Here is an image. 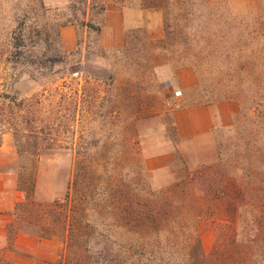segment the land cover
Here are the masks:
<instances>
[{"label":"rangeland","instance_id":"rangeland-1","mask_svg":"<svg viewBox=\"0 0 264 264\" xmlns=\"http://www.w3.org/2000/svg\"><path fill=\"white\" fill-rule=\"evenodd\" d=\"M51 1H44L42 7L38 0H0V145L7 159L14 157V161L1 164L0 170L15 173L17 188L23 193L21 201L25 199L22 189L30 185L29 178L20 179L24 175L34 181L29 196L35 203H63L59 212H52L51 206L47 214H30L62 242L59 254L66 243L70 207L64 195L76 179L78 192L94 186L99 195L114 190L117 213L122 216L136 211L133 205L139 202L142 187L149 188L150 198L168 199L169 193H174V205H180V201L188 206L192 197L179 193L185 188L187 194L197 197V209H192L190 221L180 227L184 237L199 238L200 247L193 253L201 249L208 256L204 264H264V222L259 221V213L243 208L228 214L221 199L197 189L199 179L192 185L191 180L182 178L186 169L199 173L213 165L218 168L215 136L213 160L183 154L172 122L176 109L173 104H195L203 93H209L208 86L215 81L212 76L202 80L197 89H175L167 78L173 80L179 68L183 45L176 36L166 42L147 40L143 27L127 30L122 49L108 50L99 45L98 32L89 31L84 38L86 27L78 21L81 49L73 55L66 54L59 48L58 28L69 13L68 0ZM197 2L201 16L196 15L183 34L192 39V49L203 48L202 65H213L207 56L209 50L204 48L205 37L224 33L230 24L228 12L246 17L250 29L259 16L261 36L249 39L245 46L264 47V0ZM122 6L128 7L127 3ZM161 13L164 20V11ZM168 23L169 30L175 32L174 21L169 19ZM218 42L212 46H223ZM175 90H180L181 95L174 99ZM4 93L9 97H2ZM217 130L222 144L230 141L231 133ZM19 149L29 157H20ZM231 150L234 153L237 149H227L226 159L231 157ZM164 152L172 155L170 163L159 166L158 161H152L150 167L145 165L146 158ZM78 154H85V158ZM64 210L65 216L55 222L54 215ZM159 249L163 257L178 254L176 258L183 256L180 260L190 253V249L184 250L176 243Z\"/></svg>","mask_w":264,"mask_h":264},{"label":"trees","instance_id":"trees-1","mask_svg":"<svg viewBox=\"0 0 264 264\" xmlns=\"http://www.w3.org/2000/svg\"><path fill=\"white\" fill-rule=\"evenodd\" d=\"M197 1L68 0L69 13L59 26L67 23L76 24L80 21L88 30L99 32L100 17L108 2L121 5L127 3L128 7L162 9L165 28L163 41L166 42L167 39L175 36L179 38L178 42L183 45V52L179 53V67L190 66L194 69L198 80L193 89H197L202 84V80L209 75L215 80L214 84L208 86L209 93L207 95L203 93L201 99H197L195 104H209L217 100L232 99L237 101L241 107L233 122L221 128L231 133L229 134L230 141L222 144L217 138L218 130L214 132L218 157L215 165L218 168L214 169V165L203 168L199 173L195 172L196 175L185 168L186 173L182 178L191 180L192 185L199 179L197 189L204 195H209V197L212 195V197L221 199L228 214L236 212L237 209L248 208L258 212L259 221L264 222V47L247 49L245 46V42H249V39L253 41L261 36L258 29L261 18L258 16L254 19L253 28L250 29L246 17L228 12L227 17L230 24L224 33H209L205 37L204 48L207 47L209 50L207 56L210 57L213 65H208L206 62L202 65L200 61L205 57L203 48L192 49L190 45L192 39L188 34H183L184 30L192 26V20L196 15L201 16V12L198 13L199 3ZM38 2L40 6H44L43 0H38ZM209 12L207 10L206 13ZM169 19L174 21L175 32L169 30ZM192 34L194 39L196 34L195 32ZM214 41H219L218 43L223 46L219 48L216 45L212 46ZM163 55L166 57L169 53H163ZM214 60L217 63H214ZM2 97L8 98L9 96L4 93ZM238 115L240 116L237 117ZM230 147L237 150L234 151L235 155H231L234 154L231 150L229 152L231 157L226 159L225 151ZM18 154L20 157H29L20 149ZM78 155L85 158V154ZM221 161L224 163L221 164ZM19 177L21 180L29 178L30 185L22 189L25 192V199L16 204L13 219L7 226L9 245L12 244L13 237L18 231L35 236L52 237L53 234L46 231L41 221H35L39 218H34V220L30 218V214L35 212L47 214L51 206H53L52 212H59L60 207H63L60 200H54L52 203H35L29 196L34 185L31 176L22 175L21 177L20 175ZM75 184L76 179L71 184L72 188L69 186L64 195V200L70 201L65 227L66 243L64 251L59 254L55 264L206 263L208 256L201 249L198 254L193 253L195 248L200 247L199 238L193 239L191 235L184 237L180 227L183 223L190 221L191 216L189 217L188 214L192 212V209H197L195 206L197 197H193L192 193V195L187 194L185 188H182L183 191L179 193L182 196L192 197L188 199V206L181 205L180 201V205H174L172 203L174 193H169L168 199H155L153 196L150 198L149 188L142 187L138 196L139 202L133 205L136 211L122 216L117 213L114 199V195H117L114 190L99 195L94 186L78 192ZM87 209L90 212H87ZM65 212L64 210L55 214V222L65 216ZM85 213H88V216ZM100 228L102 229L99 230ZM175 243L181 245L184 250L190 249L191 254L189 252L185 254L188 256L185 258L187 260L184 258L180 260L183 256L176 258L178 254L172 255L174 259L163 257L159 252L161 246L166 248L170 245L174 246ZM157 251L159 255H156Z\"/></svg>","mask_w":264,"mask_h":264},{"label":"crops","instance_id":"crops-1","mask_svg":"<svg viewBox=\"0 0 264 264\" xmlns=\"http://www.w3.org/2000/svg\"><path fill=\"white\" fill-rule=\"evenodd\" d=\"M51 0H43V2ZM63 0H52L51 2ZM54 2V3H55ZM108 2L100 17L99 45L108 50L122 49L127 40V30L143 27L147 40H163L165 37L164 20L160 8H142L139 6L121 7ZM86 27V26H84ZM90 30L84 29V38ZM59 48L66 54H75L81 49L79 29L76 24L67 23L58 28ZM164 73L165 68L162 67ZM175 89L190 90L197 83V75L190 66H181L174 72ZM174 81V82H173ZM239 111L235 100H217L209 104H191L173 111L172 122L175 136L179 139L178 149L181 153L201 155L209 161L214 159V132L229 126ZM0 165L14 161L7 159V153L0 145ZM170 152L144 160L150 167L152 161L159 166L170 163ZM208 161V162H209ZM23 193L17 188L14 172L0 170V264H55L62 242L56 237L35 236L18 231L12 244L7 240V226L13 219L17 203L21 202Z\"/></svg>","mask_w":264,"mask_h":264},{"label":"built area","instance_id":"built-area-1","mask_svg":"<svg viewBox=\"0 0 264 264\" xmlns=\"http://www.w3.org/2000/svg\"><path fill=\"white\" fill-rule=\"evenodd\" d=\"M180 95H181V91H180V90H175V91H173L172 98L175 99L176 96H180ZM173 106H174L175 108H179V107H180V105H179L178 103H174Z\"/></svg>","mask_w":264,"mask_h":264}]
</instances>
